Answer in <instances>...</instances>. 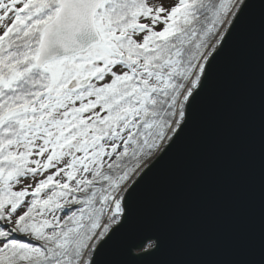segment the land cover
<instances>
[{
  "label": "snow or ice",
  "instance_id": "1",
  "mask_svg": "<svg viewBox=\"0 0 264 264\" xmlns=\"http://www.w3.org/2000/svg\"><path fill=\"white\" fill-rule=\"evenodd\" d=\"M247 7L0 0V264H96Z\"/></svg>",
  "mask_w": 264,
  "mask_h": 264
},
{
  "label": "water",
  "instance_id": "2",
  "mask_svg": "<svg viewBox=\"0 0 264 264\" xmlns=\"http://www.w3.org/2000/svg\"><path fill=\"white\" fill-rule=\"evenodd\" d=\"M262 3L248 0L186 126L131 185L96 264H264Z\"/></svg>",
  "mask_w": 264,
  "mask_h": 264
},
{
  "label": "rangeland",
  "instance_id": "3",
  "mask_svg": "<svg viewBox=\"0 0 264 264\" xmlns=\"http://www.w3.org/2000/svg\"><path fill=\"white\" fill-rule=\"evenodd\" d=\"M149 3L150 4H152V5H154V6H163V7H165V8H170L172 5H174L175 3H177V0H149ZM169 144V142H165L162 146H161V148L159 149V150H157V151H155L152 155H151V157H148V158H144V161H143V163H142V166H141V169H139L138 171H137V173L136 174H134V176H133V180H132V182H130V184L132 185L133 184V182L140 176V174L152 163V162H154L158 157H159V155L162 153V151L166 148V146ZM116 226V225H115ZM114 226V227H115ZM113 227V228H114ZM112 228V229H113ZM111 229V230H112ZM110 230V231H111ZM108 235V234H107ZM106 235V236H107ZM105 236V237H106ZM102 241V240H101ZM100 241V242H101Z\"/></svg>",
  "mask_w": 264,
  "mask_h": 264
},
{
  "label": "trees",
  "instance_id": "4",
  "mask_svg": "<svg viewBox=\"0 0 264 264\" xmlns=\"http://www.w3.org/2000/svg\"><path fill=\"white\" fill-rule=\"evenodd\" d=\"M114 227V226H113ZM154 246V244L153 243H151V244H149L147 247H146V249L145 250H150L152 247Z\"/></svg>",
  "mask_w": 264,
  "mask_h": 264
}]
</instances>
